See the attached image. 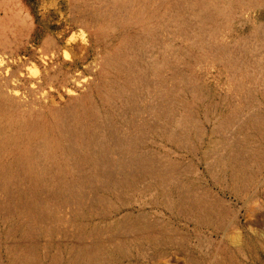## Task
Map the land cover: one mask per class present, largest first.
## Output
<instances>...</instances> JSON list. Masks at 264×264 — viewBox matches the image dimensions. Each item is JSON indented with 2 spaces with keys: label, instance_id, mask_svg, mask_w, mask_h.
Returning a JSON list of instances; mask_svg holds the SVG:
<instances>
[{
  "label": "rangeland",
  "instance_id": "374dc122",
  "mask_svg": "<svg viewBox=\"0 0 264 264\" xmlns=\"http://www.w3.org/2000/svg\"><path fill=\"white\" fill-rule=\"evenodd\" d=\"M0 264H264V0H0Z\"/></svg>",
  "mask_w": 264,
  "mask_h": 264
},
{
  "label": "bare ground",
  "instance_id": "6f19581e",
  "mask_svg": "<svg viewBox=\"0 0 264 264\" xmlns=\"http://www.w3.org/2000/svg\"><path fill=\"white\" fill-rule=\"evenodd\" d=\"M28 76V75H27Z\"/></svg>",
  "mask_w": 264,
  "mask_h": 264
}]
</instances>
